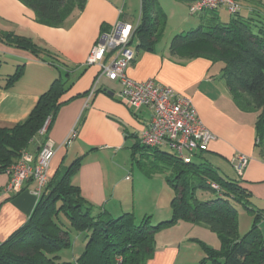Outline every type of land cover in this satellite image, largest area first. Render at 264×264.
I'll list each match as a JSON object with an SVG mask.
<instances>
[{"label":"crops","instance_id":"1","mask_svg":"<svg viewBox=\"0 0 264 264\" xmlns=\"http://www.w3.org/2000/svg\"><path fill=\"white\" fill-rule=\"evenodd\" d=\"M192 1L159 0L163 7L167 4L171 8L167 22L171 14L178 19V33L186 28L188 16L185 11L190 12ZM238 2L241 13L245 12L243 15L249 16L253 9H259L264 17V0ZM141 6L142 0H86L84 7L74 9L61 26L52 27L39 23L34 11L19 0H0V34L13 32L31 38L46 50L41 55L48 60L0 38V126H12L26 119L39 95L60 77L65 87L63 98L67 101L49 122L46 133L30 146L37 152L40 142L52 140L55 153L48 170L49 180L62 167H68L76 158L82 157L72 182L80 187L87 200L113 217L133 211L140 217L151 214L152 221L156 222L171 217L170 199L166 204L157 201L139 207L135 198L146 185L155 192L152 183L160 189L168 184L162 174L146 175L142 180L132 172L135 170L132 162L134 146L153 111L147 106L134 110L118 96L120 81L106 75L97 80L100 66L87 64L90 51L101 34L113 30L118 21L135 27L140 21ZM221 8L215 14L227 22L230 12L227 10L228 14L223 15ZM199 14L201 22L208 17L206 12ZM170 41L161 40L155 52H148L138 50L135 40L131 44L135 55L127 68L128 75L135 80L154 79L190 98L205 126L216 135L207 151L195 155L211 162L224 175L239 180L251 192L254 206L264 209V142L258 144V112L243 111L237 106L222 76L224 63L204 57L177 61L168 53ZM112 57L110 54L105 61L109 62ZM21 64L24 66L22 76L14 85L4 87L5 77ZM94 85L95 92L90 96L87 92ZM73 128L77 129V137L66 145L64 141ZM238 154L249 158L241 173L236 170L237 161L234 160ZM128 175L130 179L126 178ZM8 181V174L0 172V242L26 223L39 200L34 179L25 181L16 193L6 191ZM184 223L191 222L179 221L158 233L154 255L145 264H182L181 243L177 238L166 240L164 234ZM259 226L264 233V216ZM86 241L84 233H77L72 246L61 251V260L76 261L84 252Z\"/></svg>","mask_w":264,"mask_h":264},{"label":"trees","instance_id":"2","mask_svg":"<svg viewBox=\"0 0 264 264\" xmlns=\"http://www.w3.org/2000/svg\"><path fill=\"white\" fill-rule=\"evenodd\" d=\"M19 1L34 11L39 23L52 27L61 26L74 9L81 10L86 2ZM216 10L204 11L208 17L199 25L175 34L168 53L177 61L204 57L224 63L222 76L237 106L243 111L258 112L256 133L261 144L264 142V17L259 9H253L249 16L240 10L230 13L232 17L224 22L215 14ZM167 20L159 0H142L140 21L130 43L137 40L138 50L155 52ZM0 38L47 60L41 55L46 50L29 37L5 32ZM23 68L22 64L18 65L7 75L4 87L14 85ZM64 94L63 80L56 77L39 95L26 119L12 126H0V172H5L22 150H30L31 143L44 135L40 134L41 129L45 125L49 128V122L67 101ZM44 143L40 142L37 149ZM194 157L198 156L185 162L173 151L146 146L139 139L136 142L133 158L143 166V172L150 177L164 175L173 191L171 217L156 224L151 214L138 217L133 211H125L113 217L87 200L80 187L72 182V175L81 165L82 157L76 158L49 180L26 223L0 242V264H145L154 255L158 233L179 221L203 223L220 238L222 246L216 253L220 257L213 259L216 264H264V233L259 226L264 209L254 206L251 192L239 180L224 175L208 160L197 161ZM238 204L253 216L251 228L245 234L239 228ZM71 228L84 233L85 250L76 261L61 260V251L72 246Z\"/></svg>","mask_w":264,"mask_h":264},{"label":"built area","instance_id":"3","mask_svg":"<svg viewBox=\"0 0 264 264\" xmlns=\"http://www.w3.org/2000/svg\"><path fill=\"white\" fill-rule=\"evenodd\" d=\"M225 6L230 13L240 11L237 0H193L189 10L191 14L216 10ZM134 26L118 21L113 30L103 32L99 41L93 46L87 58V64H98L101 75L121 83L118 96L134 110L142 106L152 109L153 114L145 128L139 134V141L150 147H168L185 162H190L195 154H202L209 148V143L216 138L204 124L192 100L177 93L172 87L165 86L154 79L135 80L127 73V68L134 59L135 51L131 47ZM113 55L109 62L105 58ZM95 85L88 92L92 96ZM46 125L40 134L46 133ZM77 137L73 128L64 144L69 145ZM53 142L47 139L43 146L34 152L24 149L16 161L11 163L5 173L9 176L6 191L19 192L28 179L37 183L35 194L40 198L49 182V166L54 156ZM236 170L241 173L248 163V156L238 154L235 159ZM130 179L128 175L126 177ZM214 188H218L213 183Z\"/></svg>","mask_w":264,"mask_h":264},{"label":"rangeland","instance_id":"4","mask_svg":"<svg viewBox=\"0 0 264 264\" xmlns=\"http://www.w3.org/2000/svg\"><path fill=\"white\" fill-rule=\"evenodd\" d=\"M238 2V0H237ZM163 7V6H162ZM165 8V12L167 13L168 17V11H171V8L169 6L163 7ZM220 11L223 15H227V8L223 6ZM242 11V10H241ZM240 11V12H241ZM186 16H188L186 28H184V31H188L192 28H195L199 23H201V15L198 14H191L188 10L185 11ZM245 12H242V14ZM229 15H231L229 13ZM232 17V15H231ZM230 17V18H231ZM179 21L177 18H175L171 14V18L169 19V22H167L165 33L163 36L162 41L172 39L173 36L178 29ZM162 150L172 152V150L168 147H160ZM148 153H151V151H147ZM137 159H141L139 155H137ZM133 159V170L132 172L136 173L138 179H142L146 177V174L143 172V166H141L140 162L138 163L136 160ZM195 160L199 161V157H194ZM144 160L147 161L146 158ZM144 163V162H143ZM142 163V164H143ZM145 166H147L145 164ZM131 169V166H130ZM129 169V170H130ZM165 180V176L162 175ZM143 180V179H142ZM167 182V181H166ZM155 183H152V186L155 189L154 191H150L151 186H147L146 188H141L139 192L136 195L135 203L139 207H143L144 205H152L155 202L159 201L160 203L166 204V202L171 201V197L173 195V191L170 189V186L168 184V187H165L164 189H160L158 185H154ZM157 190H160L159 192ZM157 191V192H156ZM239 210V220H240V232L245 234L249 229L251 228V215L245 209V207L241 205H237ZM140 217L139 215H137ZM59 218L62 220L63 214H60ZM169 219V218H168ZM165 220V219H164ZM159 221L153 222L158 223ZM185 225H176L175 229H171L169 231H166L165 233V239L171 240L177 238V241L181 243L180 250H181V262L182 264H216V262L213 259H218L220 256L216 255V253L219 251V249L222 246L220 238L213 233L210 228L203 224V223H184ZM178 226V227H177ZM171 227V226H170ZM170 227H166L165 229H168ZM79 233L71 228L70 230V237L71 240L75 238V235ZM163 235V236H164ZM177 242V243H178ZM67 250V249H65ZM213 256V257H212Z\"/></svg>","mask_w":264,"mask_h":264}]
</instances>
